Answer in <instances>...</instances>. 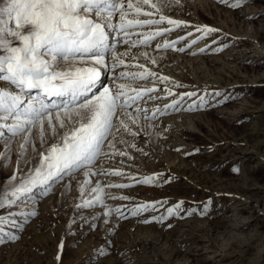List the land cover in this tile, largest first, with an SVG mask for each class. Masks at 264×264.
Here are the masks:
<instances>
[{
	"label": "rangeland",
	"instance_id": "1",
	"mask_svg": "<svg viewBox=\"0 0 264 264\" xmlns=\"http://www.w3.org/2000/svg\"><path fill=\"white\" fill-rule=\"evenodd\" d=\"M153 2L162 7L163 15L187 24L176 29L169 26L174 36L187 35L183 39L178 36V41L174 38L175 47L185 44L190 36L196 43L186 44L183 52L175 51L177 47L160 49L166 54L152 67L156 76L126 80L128 88L147 83L156 91L127 109L137 118L132 123L124 117L135 135L113 130L115 147L126 155H112L110 136L102 150L105 154L95 162L112 157L111 162L125 167L123 175L107 177L92 172V182L75 196L72 179L92 169L85 167L55 182L47 194L21 197L10 209H0V216L8 218L0 224L4 233L0 264H264V55L250 39L254 31L252 35L264 45V0H245L239 8L229 6L235 0L227 4L221 0H180L179 5L175 0ZM144 10L157 14L150 6ZM204 26L219 31L203 36L197 29ZM193 47L204 49L194 55L197 63L189 56ZM218 48L223 50L216 51ZM147 52L151 58L150 50ZM125 67L118 66L113 73ZM159 77L169 79L162 82ZM166 89H174L170 90L174 95H167ZM192 92L196 95L183 96ZM155 95L159 98L152 103L149 97ZM201 97L205 101L202 106ZM170 99L180 101L172 112L161 118L150 115L159 108L158 101L161 106ZM137 108L141 112L137 113ZM33 130L31 139L36 128ZM122 135L126 143L119 142ZM37 139L33 138V148L27 151H17L18 142L10 151L0 145V193L10 191L11 185L39 166L40 153L48 148H37L41 141ZM13 174L16 181L10 179ZM145 177L155 180L138 183ZM115 184L132 187L108 186ZM97 185L103 188L104 204L81 207L85 200L101 195L92 192ZM120 196L130 199L112 198ZM180 202L178 215L162 223H143L153 216H167V209ZM143 203H154L156 208L132 217L130 209ZM110 208H120L128 218L115 213L106 217ZM205 208L207 213L202 214ZM32 209H36L34 217L20 214ZM7 234L20 238L13 241Z\"/></svg>",
	"mask_w": 264,
	"mask_h": 264
},
{
	"label": "snow or ice",
	"instance_id": "2",
	"mask_svg": "<svg viewBox=\"0 0 264 264\" xmlns=\"http://www.w3.org/2000/svg\"><path fill=\"white\" fill-rule=\"evenodd\" d=\"M221 2L227 4L228 0ZM244 2L245 0H235L229 6L239 8ZM175 3L179 5L180 0H175ZM144 6H150L157 13H161L159 18H150L153 13L145 11ZM130 14L136 18H129ZM117 16V22L113 23ZM141 16L149 18L141 19L139 18ZM165 22L175 28L187 26L185 21L163 15L162 7H158L153 0H135V3L133 0H127V3L125 0H0V120L5 121L4 124H0V128H7L12 136L29 132L31 128H38L41 142L45 140L46 122L53 139L56 138L59 129L64 130L57 142L52 143L46 152H41L39 166L34 168L33 174L20 180L18 184L11 185L10 191L0 193V209H10L21 197L28 196L38 186H47L64 174L72 175L75 170L92 166L101 154H105L102 150L110 136L112 141L108 143V147L112 149V155H126L115 147L116 137L113 130L119 132L122 128L135 135L124 117L131 119L132 123H136L137 118H133L127 109L156 89L152 87L138 90L128 88L125 83H117L114 88L104 86L103 72L109 68L114 72L118 66L125 65L121 57L126 55L116 52L115 49L110 50L107 30L116 31L118 35L123 34L124 43L128 45L131 30L146 26L151 29L152 26H156L154 31L139 34L143 36L139 43L147 45L157 36L172 31L171 28L159 27ZM197 31L202 32L203 36H208L219 30L204 26ZM135 43L132 42L131 46H135ZM176 43L164 41L162 46L175 48ZM159 47L161 45L157 44V48ZM176 50L183 52L184 48ZM222 50L223 48L216 49ZM109 51L112 53L111 66L107 63L105 55ZM200 51L203 52L204 49ZM152 62L155 63V60ZM153 76H156V73L151 71L122 70L116 78L145 80ZM168 79L159 77L162 82ZM32 90H38L40 95L25 102L26 92ZM167 95L171 96L174 93L168 90ZM194 95H196L194 92L183 94L188 97ZM49 99L51 103H46L45 101ZM179 103V100H173L172 104L165 105V109L175 108ZM204 103V98L201 97V106ZM189 110H192V106H189ZM155 111L159 112L160 109ZM136 112H141V109L137 108ZM9 120L12 123H7ZM2 135L3 133H0V136ZM119 142L126 143L123 137ZM233 171L238 172L239 169ZM97 174L108 173L101 171ZM112 174L123 175L120 171ZM10 179L16 181L17 177L13 174ZM154 180L155 177H145L138 183L151 184ZM108 186L132 187L131 184ZM92 192L101 195H97L95 200H85L81 207H92L94 203L104 204L103 188L97 185ZM112 198L130 199L128 196ZM182 203L168 208L167 216H153L150 220H143V223L149 224L153 221L162 223L178 215ZM155 208L154 203L138 204L130 209V214L137 217ZM113 213L121 219L128 218L120 208H110L104 215L107 217ZM206 213L207 208L202 214ZM20 214L25 217L37 215L34 210ZM6 222L8 218L0 216V224ZM7 235L13 241L20 238L14 234ZM0 243H4L3 229H0ZM63 247L61 242L59 245L61 251ZM101 254L106 255L103 252ZM56 259L60 260L59 254Z\"/></svg>",
	"mask_w": 264,
	"mask_h": 264
},
{
	"label": "bare ground",
	"instance_id": "3",
	"mask_svg": "<svg viewBox=\"0 0 264 264\" xmlns=\"http://www.w3.org/2000/svg\"><path fill=\"white\" fill-rule=\"evenodd\" d=\"M127 1V0H126ZM148 9V8H147ZM146 9V10H147ZM154 10H151V12L153 13V16L152 17H150V18H152V19H158L159 18V13H157L156 15H154V12H153ZM129 18H136V17H134L133 15H131L130 14V16H129ZM139 18H141V19H144V18H149V17H143V16H141V17H139ZM117 20H118V16L113 20V23H116L117 22ZM169 26H171V25H168L166 22L163 24V25H160L159 27H162V28H169ZM172 29V28H171ZM176 29V28H175ZM252 28H250V30H251ZM154 30H156V26H152V28L150 29V28H148L147 26L146 27H144V28H135V29H133V30H131V36H130V40H129V44L128 45H126L125 43H124V37H123V34H120V35H118L117 34V32L116 31H113V30H111V29H108L107 31L109 32V47H110V50L111 49H115L116 50V52H118V53H121V54H125L126 53V55H122V59H124V61H125V65H127V67H125V68H121L118 72H116V73H113V70H111V68H109V70H105L104 72H103V75H102V83L104 84V82H109V85H106V84H104V86H112L113 88L115 87V84H117V83H125L126 82V80H128V78H125V79H122V80H118L116 77L118 76V74H119V72L121 71V70H123V71H129V72H141V71H139L138 69L140 68L142 71H153V65H154V63L152 62L153 60H155V62H157V61H161V60H164V53L165 52H163V51H161L160 49H165L162 45H163V43H164V41H168V42H170V43H172L175 39L174 38H176V40L175 41H178L177 39H178V36H179V38L180 39H183V38H185L186 36H180V34L179 35H173V34H171V33H169V32H166V33H164V35H162V36H157L155 39H153V40H151L147 45H145V44H141V43H139V41L141 40V39H143V36H141V35H139L140 33H147L148 31H154ZM180 31H181V29H179ZM171 32V31H170ZM174 32V31H173ZM178 32V31H177ZM181 32H183V31H181ZM180 32V33H181ZM254 32V31H253ZM253 32H251L250 33V39L251 40H253V42H254V44H255V48H256V50H257V52H260L261 53V55H264V45H262V44H260V41H258L257 39V37L256 36H253L252 35V33ZM175 33V32H174ZM177 34V33H176ZM196 41V38H194V37H189V39H187L185 42V44L184 43H181L182 45H179V47H177L178 49L179 48H185V46H187L186 44H191V43H193V41ZM249 40V39H248ZM132 42H136L135 43V46H131L132 45ZM252 42V43H253ZM157 44H159V45H161V47H159L158 49H157ZM147 46H149V47H147ZM175 47V48H176ZM254 47V46H253ZM194 49L193 50H191V52L189 53V56H191V57H194V55L196 56L197 54H200V53H203V52H201V51H199L198 50V48L197 47H193ZM197 48V49H196ZM208 49H209V47H208ZM148 50H150V53H151V58H150V56L148 55ZM255 50V49H254ZM256 50L254 51V52H256ZM175 51H176V49H175ZM209 52V51H208ZM212 52V51H211ZM175 53V52H174ZM166 54V53H165ZM106 55V61H107V63L109 64V66H111V64H112V53H111V51H109L108 53H106L105 54ZM156 55V56H155ZM258 55H259V53H258ZM256 56H257V54H256ZM255 57V56H254ZM195 59H196V63H197V61H198V56L197 57H194ZM194 58H191V59H194ZM190 59V58H189ZM206 59V58H205ZM212 60V59H211ZM166 62V61H165ZM164 62V63H165ZM166 64V63H165ZM143 66V67H140V66ZM130 66V67H129ZM155 66V65H154ZM117 70V69H116ZM138 70V71H137ZM109 73V79H106V76H107V74ZM159 76V75H158ZM157 76V77H158ZM106 82V83H107ZM110 83L111 84H113V85H110ZM127 84V83H126ZM136 84H138V83H136ZM132 86V85H131ZM130 86V88H136V89H138V90H143V89H145V88H152V87H150L151 85H149V84H147V83H144V84H140V85H134L133 87H131ZM153 87H154V85H153ZM170 87H172V86H170ZM169 87V88H170ZM174 87V86H173ZM202 88V87H201ZM171 91H173L172 89H170ZM165 91V89L163 90V92ZM199 91V90H198ZM163 92H160V93H163ZM166 92H167V89H166ZM200 92V91H199ZM31 93V94H30ZM149 94V93H148ZM164 94V93H163ZM166 94V93H165ZM164 94V95H165ZM202 94V93H201ZM38 95H40V93H39V91L38 90H32L31 92H26V94H25V102H27L30 98H32V97H36V96H38ZM130 95H135V93H130ZM147 95V94H146ZM158 95V94H157ZM163 96V95H162ZM153 97V96H152ZM154 97H156V95L154 96ZM181 98V95H177V97L176 98ZM29 98V99H28ZM184 98V97H183ZM52 99H56V98H52ZM147 99H149V98H147ZM145 100V99H144ZM143 100V101H144ZM163 100V99H162ZM171 100V102L173 101L172 99H170ZM179 100V99H178ZM185 100V99H184ZM146 101V100H145ZM144 101V102H145ZM150 101V100H149ZM153 101H156V99H152V103H153ZM46 103H51V100L49 99V100H46L45 101ZM57 102H59V101H57ZM147 102V101H146ZM151 102V101H150ZM170 101H167L164 105H159L160 104V101H158L157 102V107H159V108H156V109H160V111L159 112H156L155 110H153V111H149L150 112V115H152V117H153V115H154V113H155V115H157L156 117H159V118H161L162 116H167V114H169L170 112H172V108H167V109H165V105L166 104H172ZM140 104V103H139ZM138 104V105H139ZM149 104V103H148ZM152 105V104H151ZM154 105H155V103H154ZM145 106V105H144ZM148 106H150V104L148 105ZM141 107V106H140ZM152 107V106H151ZM145 108V107H144ZM153 108V107H152ZM144 110V109H143ZM147 110V109H146ZM176 109H174V111H175ZM179 110V109H178ZM183 111H185L184 109H183ZM179 112V111H178ZM190 112V111H189ZM144 114V113H143ZM146 114V113H145ZM147 114H149V113H147ZM146 114V115H147ZM186 114V113H185ZM177 115V114H176ZM184 115V114H183ZM182 115V116H183ZM161 116V117H160ZM149 117V116H148ZM156 119V118H155ZM168 119V118H167ZM145 120V119H144ZM178 120V119H177ZM147 121V120H146ZM152 121V120H151ZM154 122V121H153ZM5 123V121H2V120H0V124H4ZM7 123H12V121L11 120H9V121H7ZM141 123V122H140ZM148 123V122H147ZM147 123H145V125L147 124ZM152 123V122H151ZM132 125V124H131ZM152 125V124H151ZM154 125V124H153ZM130 126V125H129ZM57 127H58V125H57ZM154 127H155V125H154ZM162 126H160V128H161ZM165 128V127H164ZM173 128V127H172ZM34 128H31L30 130H29V132L31 133V131H34L33 130ZM162 129V128H161ZM166 129V128H165ZM63 129H59L58 130V134H57V136H56V138L55 139H53L52 138V132H51V129L50 128H48V126H47V122H46V125H45V129H44V136H45V140H44V142H41L40 140H38V139H40V135H41V133H40V131H39V129L38 128H36V130H35V135L34 136H32L33 138H37L38 137V141H37V148H40V147H45V149L46 148H49V146L51 145L50 143V145L48 144V142H53V141H55V142H57L58 140H59V136H60V134H62L63 133ZM124 131V129H120V131L118 132V133H122ZM29 132H26V134L24 133V134H21V135H17V136H12V133L11 132H9L8 130H7V128H0V133H3V135L2 136H0V140H2V143L0 144L1 146H3V148H6V149H8L9 151L10 150H12L13 149V147H14V143L16 142H18L19 143V147L17 148V151H19V149L21 150V151H27L28 150V148L29 149H32L33 147H32V145H33V142L32 141H34L33 140V138L31 139L30 138V134H29ZM114 132H116L115 131V129H114ZM126 132V131H125ZM160 132H164L163 131V129L160 131ZM162 134V133H161ZM116 136V135H115ZM6 137H7V139H6ZM120 137V136H119ZM121 137H123V135L121 136ZM125 137V136H124ZM147 137V136H146ZM26 140H27V142H26ZM109 141V140H108ZM146 142V141H145ZM106 144V143H105ZM150 145V144H149ZM133 147V146H132ZM161 147V146H160ZM15 147H14V149H16ZM108 151V150H107ZM111 151V150H110ZM109 151V152H110ZM38 152V151H37ZM41 154V153H40ZM102 155V154H101ZM36 156V155H35ZM116 156V155H115ZM34 157V156H33ZM109 157H110V155H109ZM119 157V156H118ZM106 158V161H103V159H104V157L103 158H101V162L100 163H94L93 165H92V169H91V173L93 172L94 174H97V173H99L100 171H103V172H106V173H108L106 176L107 177H109V176H114L112 173L113 172H115V171H120V172H123V169L125 168V167H123V166H120V165H117L116 163H115V161L114 162H111L112 160H113V158H112V160H111V158H108V160H107V157H105ZM121 159V158H120ZM98 160V159H97ZM111 160V161H110ZM119 162V161H118ZM83 169V168H82ZM85 169H87V168H85ZM76 171V170H75ZM74 171V172H75ZM84 171V170H83ZM87 171V170H86ZM76 174H77V172H76ZM66 176H69V174H64V175H62V177L61 178H59V179H57V180H55V181H53V182H51L49 185H47L46 187H44V188H38L37 187V189H35L34 190V193H30V194H28L29 196H31V197H39L40 195H42V193H45V192H48L49 190H51L52 189V187H51V185H53L55 182H57V181H60V180H62V179H64V177L66 178ZM76 176V175H75ZM95 176V175H94ZM71 177H72V175H71ZM70 177V178H71ZM92 178H93V176L92 175H86L85 173H79V174H77V177H75V178H73L72 180H73V184H74V187H73V189H74V191H76V194H75V196H79V194H80V190L82 189V187L84 186V185H86V184H88L89 182H92ZM106 178V177H105ZM94 179V178H93ZM96 182H97V180H96ZM74 194V193H73ZM39 195V196H38ZM50 203H51V201H50ZM47 204H49L48 202H47ZM47 206H49V205H47ZM33 207V206H32ZM38 208V207H37ZM46 208V207H45ZM44 208V209H45ZM49 208H52V206H50ZM33 210V209H32ZM36 209H34V211H35Z\"/></svg>",
	"mask_w": 264,
	"mask_h": 264
}]
</instances>
